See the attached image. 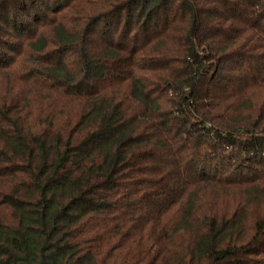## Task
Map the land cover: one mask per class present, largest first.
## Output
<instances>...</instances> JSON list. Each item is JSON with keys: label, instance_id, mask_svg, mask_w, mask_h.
Returning <instances> with one entry per match:
<instances>
[{"label": "trees", "instance_id": "obj_1", "mask_svg": "<svg viewBox=\"0 0 264 264\" xmlns=\"http://www.w3.org/2000/svg\"><path fill=\"white\" fill-rule=\"evenodd\" d=\"M0 264H264V0H0Z\"/></svg>", "mask_w": 264, "mask_h": 264}]
</instances>
